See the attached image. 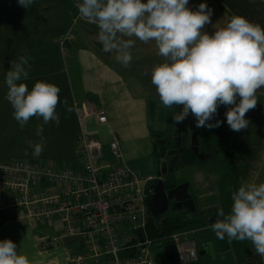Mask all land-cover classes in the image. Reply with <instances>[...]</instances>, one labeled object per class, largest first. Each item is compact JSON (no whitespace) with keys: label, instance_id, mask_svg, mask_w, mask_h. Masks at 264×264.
<instances>
[{"label":"crops","instance_id":"0c3cea01","mask_svg":"<svg viewBox=\"0 0 264 264\" xmlns=\"http://www.w3.org/2000/svg\"><path fill=\"white\" fill-rule=\"evenodd\" d=\"M81 1L35 0L30 8L25 9L18 4V0H0V162L24 159L31 162L77 167L79 164L77 151L79 122L76 105L87 99H95L103 107L97 106L107 113L104 101L109 100L113 92L121 89H128L129 93L133 95L130 103L135 108L148 106V114L159 115L160 117L163 115L167 117L171 114L168 110L157 111L155 109L153 100L150 101V98L154 97L153 93H142L143 98H134L136 92L156 89L151 82V72L157 64L163 62V58L158 55L155 43L145 44L136 40L135 46L131 49L133 59L125 67L116 61L115 51H103V46L98 40L99 30L96 25L90 24L84 19L74 23V17L78 10L77 5ZM143 2L146 3L147 0H143ZM200 3H207L209 8L213 10L209 25L214 30L226 26L227 21L229 22L234 15L243 16L252 23L264 27V0H189L188 7L195 11ZM225 18H227L226 21L219 24ZM68 33H73L74 37L70 43L62 47L61 41ZM133 39L135 38L133 37ZM21 55L31 57L29 61L31 65L30 78L25 81L29 90L40 80L56 84L61 89L56 109L60 115V124L57 126L55 122H52L44 126L45 143L43 153L39 158L33 157V149L29 145L30 142H39L40 138L36 135V126L41 124L42 120L33 117L21 129L13 117L14 110L11 104L5 98L7 93V87L4 83L5 73L11 68L10 62L17 60ZM260 89H264V86ZM108 94L109 96H107ZM65 100H67V106L64 103ZM145 102H149V104L146 105ZM122 103L127 102L122 101ZM258 106L260 107V104ZM67 107H72L73 111H67ZM224 111H227L224 106L218 109V113L224 114ZM188 117L189 124L193 125V128L190 127L191 130L197 132L199 136L200 130L196 127L195 117L191 115ZM172 118L167 121L169 125L175 121ZM221 121L227 123L226 117ZM89 128L88 126V130ZM229 131V133L223 134L224 131L219 130L221 133L219 137L204 142L203 149L208 142L212 141L213 148L216 149L214 155L212 154L213 150L210 153L206 152L208 155L201 153L203 154L202 159L197 158L194 162L183 164V166H196L194 164L197 161L199 164H203V160L212 159L216 161V164L212 165L210 169L217 171L219 166L224 167L222 164L224 160L219 155L221 153L220 147L222 150L226 149L231 155L230 157L236 158L240 153L239 148L236 150L231 146L235 144L234 139L238 134L236 131ZM158 135L154 133L151 135L154 152L158 143L155 141V137ZM248 137L249 135L246 138ZM247 150L249 154L250 149L247 148ZM135 172L145 176L141 172ZM198 176L200 182L197 183V186L202 190L199 193L200 197L212 196L214 181L205 178L204 174ZM148 177H153V180L157 178L153 175ZM168 182L170 185L174 184V187L179 185L169 178ZM207 189L210 190L206 191ZM218 213L211 217L206 216L207 213H205L200 218H196L183 210L174 212V215L183 216V221L188 223L184 229L177 233L188 232L190 236V234L210 231L213 239L208 241L207 238L200 242L199 247L203 252L211 242L215 253L208 252V254L217 262L224 264H264V257L255 254L254 246L250 241H230L227 237L220 240L216 237L211 225L217 219L223 218L218 216ZM16 218L17 215L13 211L9 209L0 210V241L11 239L17 244L18 251L29 257L31 264H72L69 261L70 255H82L86 251L84 235L64 236V223L59 217L55 218L62 221L63 231L61 230L62 233H59L55 230L54 236H39L35 232V228L27 224L30 219L16 221ZM80 230L82 229L80 228ZM45 237L57 239V242L52 247L44 249L41 247L39 239ZM158 258L153 256L154 264H170L167 260L166 262L160 261Z\"/></svg>","mask_w":264,"mask_h":264},{"label":"clouds","instance_id":"9594fccd","mask_svg":"<svg viewBox=\"0 0 264 264\" xmlns=\"http://www.w3.org/2000/svg\"><path fill=\"white\" fill-rule=\"evenodd\" d=\"M35 0H18L25 9ZM189 0H82L77 5L78 19L98 28V40L104 52H116V61L127 67L133 57L136 40L154 42L163 62L151 72V82L165 108L178 106L177 122L189 115L196 127L218 128L223 121L210 123L221 106L230 129H247L245 118L257 106L256 92L264 86V27L234 15L213 34L204 31L211 23L213 10L200 3L194 11ZM75 23V21H74ZM133 37L135 39H133ZM31 57L12 60L5 73L6 100L13 108L18 125L25 127L35 117L39 142H30L34 158L44 149V126L60 124L56 111L61 89L53 83L37 81L29 90ZM67 106V100L64 101ZM67 111H73L67 107ZM27 154V153H26ZM233 204L225 215L221 210L211 225L220 240L250 241L255 254L264 257V183L241 181L231 195ZM0 264H31L11 239L0 241Z\"/></svg>","mask_w":264,"mask_h":264},{"label":"built area","instance_id":"2783aa9c","mask_svg":"<svg viewBox=\"0 0 264 264\" xmlns=\"http://www.w3.org/2000/svg\"><path fill=\"white\" fill-rule=\"evenodd\" d=\"M78 16L77 10L75 23L81 20ZM73 37L68 33L61 46ZM76 113L78 166L24 159L0 162V210L13 211L16 221L43 223L59 217L64 236L84 235L86 251L70 255L72 264H154L147 235L148 192L143 187L153 177L142 176L126 164L119 135L105 142L89 134L91 118L108 122L106 112L92 99L77 104ZM169 240L177 248L180 264H199L200 247L188 232L174 233ZM56 242L39 239L44 249Z\"/></svg>","mask_w":264,"mask_h":264},{"label":"rangeland","instance_id":"374dc122","mask_svg":"<svg viewBox=\"0 0 264 264\" xmlns=\"http://www.w3.org/2000/svg\"><path fill=\"white\" fill-rule=\"evenodd\" d=\"M226 19L227 18L219 22V24L224 23ZM205 26L204 31L208 34L214 33L215 30L213 27L209 24ZM142 93H153L154 97L150 98V101L153 100L157 111L168 110L171 114L167 117L172 118V115H174L172 118L174 119V117L180 114V107L173 106L171 108H165L162 105L156 89L136 92L134 98H143L141 95ZM107 96H109V94ZM132 97L133 95L129 93L128 89H121L113 92L110 99L104 101L108 123L100 124L95 118H92L88 120V126L90 127L88 132L90 135L96 136L106 142H108L113 135H119L121 137V150L123 151L126 163L132 169L141 172L145 176L153 175L154 177H158L161 161L159 160V156L154 152L153 137L151 135L152 133L155 135L165 133L171 136L174 132L175 124L172 123L169 125L167 122L169 118L166 119L167 117L164 115L160 117L159 115L148 114V106L144 105L135 108L133 104L130 103ZM256 98L258 101L257 106L249 110L245 116L249 121L247 129L237 132L238 135L234 139L235 144L231 146L236 150L239 148L240 153H238L236 158L230 157L231 155L229 152L226 149L222 150L220 147L219 150L221 153L219 155L220 157L222 156L224 160L222 163L224 167L219 166L217 171L210 169L212 165L216 164V161L209 159L203 160V164H199V161H197L194 164L196 166H183V164L180 163V166L176 168L175 172L169 175L168 178L171 181L178 184H189V194L195 202V211H191L187 214L196 218H200V216L203 214L205 215V213H207L206 216L209 217L212 215L216 216L221 210L223 212L225 211V214H227V211L231 210L233 204L231 199L232 194L229 195V193L238 190L242 180L256 184L264 183V89L257 90ZM122 101H126L127 103H122ZM94 102H96L99 107H103L100 102L97 103L96 100ZM145 104L147 105L149 102H145ZM259 104L260 107L258 106ZM225 112L226 111H224V114ZM224 114L218 113L210 123H215L217 120L221 121V119L225 118ZM189 127L193 128V125L189 124ZM194 128L196 127L194 126ZM219 130L224 131L223 134H225L227 132L229 133L231 129L225 122L218 128H200V135L198 138L202 148L199 149V153L206 154V151L203 150L204 142L208 139L219 137V135H221ZM248 135L249 137L246 138ZM247 148L250 149L249 154ZM215 151L216 149L213 148V155ZM199 174H204L205 178H210L214 181V193L212 196L200 197L199 193H201L202 190L197 186V183L200 182ZM147 185L148 184H144L143 187L146 188ZM209 190L210 189H207L206 191ZM136 207V205L133 206V208ZM171 208L172 210L170 209L168 211L167 215L164 216L165 218L174 215V208ZM27 222L28 225L35 228V232L39 236H54L53 232L55 230L59 233L63 231L62 221L58 218L43 223H35L31 220ZM147 234L149 236L148 238L153 242L150 247L153 256H157L159 257L158 260L166 262L164 247L168 244L163 246L165 242L162 243L159 238L151 237L148 233V227ZM190 236L196 241L198 246H200V242L207 238L208 241L213 239L210 231L198 232L197 234H190ZM215 260L216 259L210 254H204L200 255L199 264H224Z\"/></svg>","mask_w":264,"mask_h":264},{"label":"water","instance_id":"95a60500","mask_svg":"<svg viewBox=\"0 0 264 264\" xmlns=\"http://www.w3.org/2000/svg\"><path fill=\"white\" fill-rule=\"evenodd\" d=\"M183 135L181 137L182 142L181 144L178 143L176 147L181 148L179 150L180 154H177V151H172L169 153L170 156H175L171 163L161 165L160 171L158 173V177L148 183L147 187L145 188L146 193L148 192V204L150 207V218L152 223H156V221L160 218L165 216L169 209L172 210L171 207L174 208L175 211H186L190 213L191 211H195V202L191 195L189 194V184L183 183L179 184L173 188H168L166 180V176L171 175L176 168L179 166V163L182 159V153L186 150V146L188 144L189 136H190V127H189V117H186L183 120ZM197 132L192 134V141H194L192 151L198 158H202L203 154L199 153V142L197 139ZM197 140V142H195ZM176 202V204L172 205V202ZM141 240L145 241V235L143 232L138 233ZM215 253L212 244L210 243L207 245V248L204 249L203 252H200V255ZM164 256L166 260L170 264H180L178 251L175 245L169 244L164 248Z\"/></svg>","mask_w":264,"mask_h":264},{"label":"trees","instance_id":"16d2710c","mask_svg":"<svg viewBox=\"0 0 264 264\" xmlns=\"http://www.w3.org/2000/svg\"><path fill=\"white\" fill-rule=\"evenodd\" d=\"M200 130V128H199ZM157 148H159V143L156 144ZM157 148H156V154H157ZM204 151H206L207 153H210L213 150V144L212 141L208 142V144L205 146V148L203 149ZM197 156L192 154V155H188L186 154L183 157L182 160V164H190L192 162H194L195 160H197ZM169 184V183H168ZM170 185V184H169ZM167 185L168 188L174 187L173 185ZM167 215V214H166ZM165 215V216H166ZM183 216H179V215H173L170 217H160L156 223H152L151 222V218L149 219V223H148V233L151 237H155V238H159V240L164 243L163 246L165 245H169L170 242V236L174 233H177L179 230L184 229L187 226V222L183 221ZM153 244V242H152ZM151 247V246H150Z\"/></svg>","mask_w":264,"mask_h":264},{"label":"flooded vegetation","instance_id":"af4514ba","mask_svg":"<svg viewBox=\"0 0 264 264\" xmlns=\"http://www.w3.org/2000/svg\"><path fill=\"white\" fill-rule=\"evenodd\" d=\"M174 124H175L174 132H173V134L171 136H168L165 133H161L159 135L157 134L158 136L155 137V140L159 143V148H157V155L159 156V160L161 161V165L162 164L163 165H165V164L169 165L171 163V161H173L175 156H170L169 155L170 152L177 151V154H180L179 150L181 148L176 147V145H178V143L181 144V142H182L181 137L183 135L184 126H183L182 122H177L176 120L174 121ZM194 132L195 131H192L191 128H190V136H189L188 144L185 147L186 150L182 153V159H181L180 163L182 162L183 157L186 154H188L189 156L194 154L193 151H192L193 144H194V141H192V134ZM197 139H198V142H199L198 144H199V149H200L202 147H201V143L199 141L198 135H197ZM195 142H197V140H195ZM200 159H202V158H200ZM168 177H169V175L165 177L167 181H168ZM167 185H169V184L167 183ZM171 204L174 205V204H176V202L173 201ZM199 252H201V251H199Z\"/></svg>","mask_w":264,"mask_h":264}]
</instances>
